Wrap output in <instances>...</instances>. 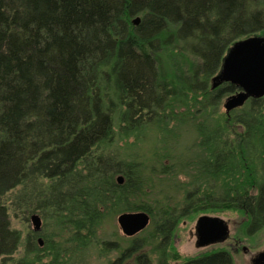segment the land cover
I'll list each match as a JSON object with an SVG mask.
<instances>
[{
	"label": "trees",
	"instance_id": "obj_1",
	"mask_svg": "<svg viewBox=\"0 0 264 264\" xmlns=\"http://www.w3.org/2000/svg\"><path fill=\"white\" fill-rule=\"evenodd\" d=\"M263 32L264 0H0V261L26 243L31 259L16 264H42L44 252L47 264H80L103 210H147L130 200L140 164L114 147L169 121L194 124L200 184L179 212H161L157 264L175 258V225L191 212L236 209L246 235L262 229L264 96L233 111L241 131L214 125L208 110L238 91L218 85L225 54ZM11 211L39 212L50 228L23 242ZM38 235L43 247L33 245ZM143 246L136 238L109 264H126ZM134 259L156 264L146 252ZM175 264L235 263L219 248Z\"/></svg>",
	"mask_w": 264,
	"mask_h": 264
},
{
	"label": "rangeland",
	"instance_id": "obj_2",
	"mask_svg": "<svg viewBox=\"0 0 264 264\" xmlns=\"http://www.w3.org/2000/svg\"><path fill=\"white\" fill-rule=\"evenodd\" d=\"M257 36L264 37V32ZM221 71L222 65L218 76L221 75ZM222 83L223 81L218 82V85ZM233 94L223 96L217 106L216 113H212L211 109L208 110L209 119L216 126L225 127L230 124L232 127H229L228 130L234 128L241 131L242 126L232 124L230 116L236 113V111L233 112L234 110L239 111L243 105L231 110V115L224 106L227 98ZM178 114L181 115V112ZM135 135L137 134L134 133L131 137L124 139L117 137L114 150L119 158L136 161L140 164L141 189L138 194L130 197V200L137 205H146L147 210L136 211L148 212L151 216L150 224L138 234L126 236L117 222V217L122 212L103 210L96 237L86 246L85 250H82L84 255L80 257V264H109V261L115 260L136 238L144 246L134 251L135 254L129 257L125 263L135 264V256L138 253L146 252L157 264L160 238L155 236V227L161 220L159 217L161 212L169 208H175L179 212L183 207L185 194L200 184L196 181V175L198 174L197 178L200 176L198 164L194 162L196 155L202 154V148L198 146L199 137L190 119L181 123L169 121L164 129L158 128L156 124H151L141 131L138 137ZM231 136L233 137V135ZM119 176H122L123 182H125L123 174L116 175V180ZM12 212L10 215L12 227L21 231L23 242L29 232H36L31 220L32 214L37 213L42 219L41 230L36 233L50 228L46 226V219L39 212H32L26 217L20 211ZM203 215L220 217L225 221L229 233L224 241L207 246L198 245L196 226L199 217ZM245 220L246 216L236 209H203L180 216L171 237L169 252L175 254V258L170 260V264L219 248L227 249L235 264H253L259 253L264 251V227L251 236L246 235L244 232ZM39 238L42 239V245L39 243ZM33 245L36 247L45 245L42 235L37 236ZM46 253L48 252L42 254H45L41 261L42 264H47L50 260ZM22 259H31V253L26 249V243H22L18 251L9 257L5 264H16L18 260ZM0 264L3 262L0 261Z\"/></svg>",
	"mask_w": 264,
	"mask_h": 264
},
{
	"label": "water",
	"instance_id": "obj_3",
	"mask_svg": "<svg viewBox=\"0 0 264 264\" xmlns=\"http://www.w3.org/2000/svg\"><path fill=\"white\" fill-rule=\"evenodd\" d=\"M219 82H229L238 88V91L227 98L225 108L228 112L243 105L248 99L264 96V37L252 35L233 44L228 50L222 64L221 75H217ZM118 183L123 177H117ZM34 230L40 231L41 216L31 215ZM151 216L146 211H124L117 217V222L126 236H134L150 224ZM197 243L199 246L224 241L228 236V227L225 221L216 216L203 215L199 217L196 226ZM42 245V239L39 238ZM264 259V251L258 255Z\"/></svg>",
	"mask_w": 264,
	"mask_h": 264
},
{
	"label": "flooded vegetation",
	"instance_id": "obj_4",
	"mask_svg": "<svg viewBox=\"0 0 264 264\" xmlns=\"http://www.w3.org/2000/svg\"><path fill=\"white\" fill-rule=\"evenodd\" d=\"M259 254H260V253H259ZM253 264H264V259L261 260V259H259V257H256V258H255V261H254Z\"/></svg>",
	"mask_w": 264,
	"mask_h": 264
}]
</instances>
